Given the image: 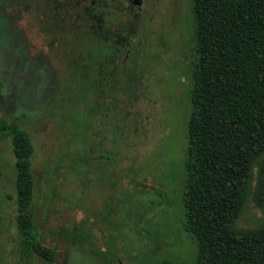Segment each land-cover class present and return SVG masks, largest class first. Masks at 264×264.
<instances>
[{"label": "rangeland", "instance_id": "374dc122", "mask_svg": "<svg viewBox=\"0 0 264 264\" xmlns=\"http://www.w3.org/2000/svg\"><path fill=\"white\" fill-rule=\"evenodd\" d=\"M192 27L191 0H0V117L31 140V212L55 252L19 257L0 134V264L193 263L182 228ZM263 224L264 154L236 225Z\"/></svg>", "mask_w": 264, "mask_h": 264}, {"label": "trees", "instance_id": "16d2710c", "mask_svg": "<svg viewBox=\"0 0 264 264\" xmlns=\"http://www.w3.org/2000/svg\"><path fill=\"white\" fill-rule=\"evenodd\" d=\"M191 18L182 228L195 246L192 264H264V224L236 225L264 154V0H191ZM0 134L9 136L13 156L19 257L34 252L52 262L55 252L39 241L31 212V140L15 119L0 117Z\"/></svg>", "mask_w": 264, "mask_h": 264}]
</instances>
